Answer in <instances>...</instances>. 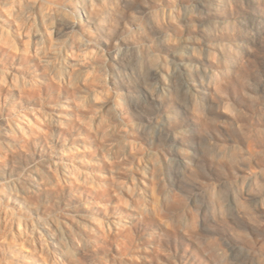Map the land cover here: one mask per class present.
<instances>
[{"label":"clouds","instance_id":"obj_1","mask_svg":"<svg viewBox=\"0 0 264 264\" xmlns=\"http://www.w3.org/2000/svg\"><path fill=\"white\" fill-rule=\"evenodd\" d=\"M0 264H264V0H0Z\"/></svg>","mask_w":264,"mask_h":264}]
</instances>
